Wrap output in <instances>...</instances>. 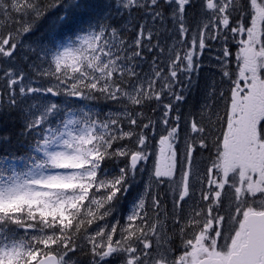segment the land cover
I'll return each mask as SVG.
<instances>
[{"label":"snow or ice","instance_id":"6c2138e0","mask_svg":"<svg viewBox=\"0 0 264 264\" xmlns=\"http://www.w3.org/2000/svg\"><path fill=\"white\" fill-rule=\"evenodd\" d=\"M14 141L0 264H264V0H0Z\"/></svg>","mask_w":264,"mask_h":264},{"label":"trees","instance_id":"16d2710c","mask_svg":"<svg viewBox=\"0 0 264 264\" xmlns=\"http://www.w3.org/2000/svg\"><path fill=\"white\" fill-rule=\"evenodd\" d=\"M86 20L87 17H84ZM81 103V102H76ZM12 151V152H11ZM24 152L25 149L20 146L19 143L14 141L12 147L8 150V152H5L3 149H0V157L7 156V160L3 161L4 164L15 166L18 170V168H23V165L30 164V161L27 159H24ZM9 170H11L9 168Z\"/></svg>","mask_w":264,"mask_h":264},{"label":"rangeland","instance_id":"374dc122","mask_svg":"<svg viewBox=\"0 0 264 264\" xmlns=\"http://www.w3.org/2000/svg\"><path fill=\"white\" fill-rule=\"evenodd\" d=\"M233 51H235V48H233ZM26 165H23V168H18V170H26V167H25ZM10 171V170H9Z\"/></svg>","mask_w":264,"mask_h":264},{"label":"bare ground","instance_id":"6f19581e","mask_svg":"<svg viewBox=\"0 0 264 264\" xmlns=\"http://www.w3.org/2000/svg\"><path fill=\"white\" fill-rule=\"evenodd\" d=\"M12 152V151H11Z\"/></svg>","mask_w":264,"mask_h":264}]
</instances>
